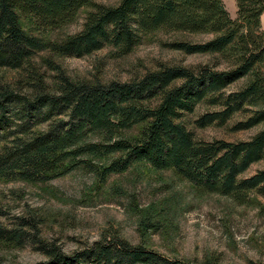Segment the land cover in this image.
Masks as SVG:
<instances>
[{"label":"trees","instance_id":"1","mask_svg":"<svg viewBox=\"0 0 264 264\" xmlns=\"http://www.w3.org/2000/svg\"><path fill=\"white\" fill-rule=\"evenodd\" d=\"M235 1L236 19L223 0L98 5L81 32L48 43L28 34L22 19L44 33L73 21L94 0H0V69L27 72L28 88L26 93L8 85L0 88V178L44 183L70 173L75 161L119 155L104 168L105 175L145 166L173 171L201 193L240 204L249 203L253 194L264 196V170L243 177L264 161V128L247 141L207 142L196 140L183 122L205 105L210 110L195 121L199 129L223 127L237 117L234 132L264 125V0ZM158 31L212 35L204 43L170 47L210 55L213 63L161 66L131 82L105 84L74 81L50 57L45 65L57 74L54 89L31 66L44 51L80 59L111 46L127 56L144 36ZM222 61L227 67L220 70ZM44 125L46 130H38ZM138 127L139 134L129 137ZM0 243H31L47 258L39 264H185L118 236L67 255L44 241L37 224L24 218L17 228L0 227Z\"/></svg>","mask_w":264,"mask_h":264},{"label":"rangeland","instance_id":"2","mask_svg":"<svg viewBox=\"0 0 264 264\" xmlns=\"http://www.w3.org/2000/svg\"><path fill=\"white\" fill-rule=\"evenodd\" d=\"M121 1L94 0V5L82 9L73 21L44 33L27 19H22V26L28 34L45 42H62L83 30L95 6L115 7ZM225 1L231 11L232 0ZM212 38L158 31L144 36L127 56H120L111 46L80 59L44 51L33 58L31 66L44 76L50 89L55 88L57 75L45 65L50 57L74 81L131 82L161 66L190 68L212 64L210 55H188L170 47L176 42L197 44ZM226 67L222 61L219 69ZM242 84L243 81L235 87ZM7 85L28 92L27 72L0 69V88ZM209 110L200 105L194 114L183 119L196 140L247 141L264 128L262 125L234 132L232 128L241 117L223 127L197 128L195 121ZM46 128L44 125L38 130ZM139 132L140 127L128 135L135 137ZM118 157L75 161L77 165L70 173L44 183L0 178V227L17 228L19 219L31 220L44 241L67 255L118 236L132 246L185 264H264V196L253 194L249 203L240 204L228 197L201 193L173 171H155L145 166L105 175L104 168ZM260 170H264V161L251 166L243 177ZM46 261L31 243L24 247L0 243V264Z\"/></svg>","mask_w":264,"mask_h":264},{"label":"crops","instance_id":"3","mask_svg":"<svg viewBox=\"0 0 264 264\" xmlns=\"http://www.w3.org/2000/svg\"><path fill=\"white\" fill-rule=\"evenodd\" d=\"M223 2H224V4H226V6H227L226 1L223 0ZM231 2H232V9H231V11H230V9H228V11H229L231 17L233 18V17H236V16H237V3H236L235 0H232ZM234 3H235V4H234ZM261 24H262V29H263V31H264V13H263L262 16H261Z\"/></svg>","mask_w":264,"mask_h":264}]
</instances>
